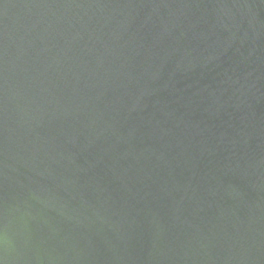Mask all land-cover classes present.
<instances>
[{"label": "water", "instance_id": "obj_1", "mask_svg": "<svg viewBox=\"0 0 264 264\" xmlns=\"http://www.w3.org/2000/svg\"><path fill=\"white\" fill-rule=\"evenodd\" d=\"M0 264H264V0H0Z\"/></svg>", "mask_w": 264, "mask_h": 264}]
</instances>
